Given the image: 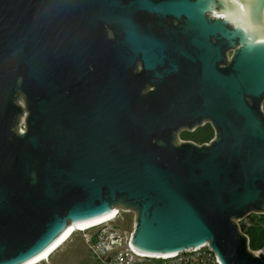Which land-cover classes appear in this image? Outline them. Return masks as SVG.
I'll return each mask as SVG.
<instances>
[{
	"label": "water",
	"instance_id": "obj_1",
	"mask_svg": "<svg viewBox=\"0 0 264 264\" xmlns=\"http://www.w3.org/2000/svg\"><path fill=\"white\" fill-rule=\"evenodd\" d=\"M146 83L158 93L142 95ZM11 88L17 110L6 100L0 110V264L33 263L118 206L136 211L139 254L208 244L220 264H264L232 220L264 210V118L251 103L264 97V0H0L2 101ZM208 120L210 144L178 138Z\"/></svg>",
	"mask_w": 264,
	"mask_h": 264
},
{
	"label": "built area",
	"instance_id": "obj_2",
	"mask_svg": "<svg viewBox=\"0 0 264 264\" xmlns=\"http://www.w3.org/2000/svg\"><path fill=\"white\" fill-rule=\"evenodd\" d=\"M231 57L232 56L230 55V53H227V60H230ZM20 106L21 109H27V110H26V114L18 124L17 132L20 134H24L28 130V120L30 116V111L26 96L21 91H20ZM262 110L264 111V102H262ZM208 124H211L213 126L211 122L205 121L201 125L197 124L193 130L190 129L188 130L196 131L199 127L206 126ZM185 129L187 128H183L178 131V138L180 140H182L179 137L180 132ZM215 136H212L211 139L205 141L204 143L210 144V141L213 138H215ZM182 141H187V140H182ZM202 144L203 143H196V145L199 146H202ZM119 211L116 213V216L111 220H114L119 215ZM247 217L248 216H246L245 218H241L239 220L233 217L232 220L237 222L240 231L248 236L249 249L254 253H256L257 256H259V253L264 251V247L259 249H254L251 246L250 235L248 234L247 231H245L241 227L242 221H244V223L246 224L249 222L246 219ZM111 220H108L106 222L88 228V229L95 228V232L88 239L90 243L89 249L98 258V260L103 261L105 264H139V263L141 264L143 263V261L141 260V258L143 257H146L149 260L156 258L159 260L158 264H220L214 251L209 249L208 244L194 250L182 249L178 254H174L171 256L160 257V256H148L146 254L143 255L139 254L135 252L129 245V241L134 230L127 233L124 231L121 232L115 227H109L107 223L110 222ZM88 229L76 230V231L86 232V230ZM152 264L154 263L152 262Z\"/></svg>",
	"mask_w": 264,
	"mask_h": 264
},
{
	"label": "rangeland",
	"instance_id": "obj_3",
	"mask_svg": "<svg viewBox=\"0 0 264 264\" xmlns=\"http://www.w3.org/2000/svg\"><path fill=\"white\" fill-rule=\"evenodd\" d=\"M206 14L212 15L210 11ZM214 15L211 16V19ZM234 49L230 51V55H233ZM216 132L211 124L199 127L196 131H190L188 129L182 130L179 137L182 140L194 141L196 143H204L212 136H215ZM119 215L110 222L107 223L109 227H115L119 231L129 233L134 230L136 211L133 209H122ZM259 227L264 229V221L258 222ZM95 232V228H91L83 231H76L60 248L50 256L48 260H43L37 264H102L101 260H97L94 257L93 252L89 249V237ZM143 263L141 264H158L159 260L153 258L149 260L146 257L141 258ZM140 264V263H139Z\"/></svg>",
	"mask_w": 264,
	"mask_h": 264
},
{
	"label": "trees",
	"instance_id": "obj_4",
	"mask_svg": "<svg viewBox=\"0 0 264 264\" xmlns=\"http://www.w3.org/2000/svg\"><path fill=\"white\" fill-rule=\"evenodd\" d=\"M229 26L232 27L231 24ZM238 45H239V40H237L235 42V44L232 45V46H229V45L226 46L225 45V47H226L225 49H226V51L227 50L231 51L233 49L236 50L237 49L236 46H238ZM158 91H159V87H158V89L156 91L151 92L150 95L154 96V95H156L158 93ZM10 102L14 103L13 101H10ZM262 102H264V97H261V98L255 100V101H253V100L251 101V103L255 105V107L259 110V112L261 113V115L264 118V114L262 113V111L260 109ZM14 107L17 110V106L15 105V103H14ZM169 146H171V145H169ZM172 147L175 148L174 145H172ZM263 214H264V210L263 209H259L258 207H249L246 211L241 212L237 216V218H245L246 216H248L246 219L249 222L246 224V223H244V221H242L241 222V227H242V229L247 231L248 234L250 235V237H251V246L254 249H259V248L264 247V229H261V226L259 227L258 222H261V220L257 217V216L263 215ZM236 228H237V226H236ZM238 239L243 241L245 252H247L248 254L253 256V254L247 248V240L240 234L238 236Z\"/></svg>",
	"mask_w": 264,
	"mask_h": 264
},
{
	"label": "flooded vegetation",
	"instance_id": "obj_5",
	"mask_svg": "<svg viewBox=\"0 0 264 264\" xmlns=\"http://www.w3.org/2000/svg\"><path fill=\"white\" fill-rule=\"evenodd\" d=\"M155 1H160V0H155ZM210 12L212 13V14H214V11L213 10H210ZM215 16V15H214ZM168 22L169 23H172L174 26H177L179 23H180V20H177V19H174V18H168ZM108 35L111 37V38H114L115 36H114V33H113V31H111V30H109V28H108ZM236 51V50H235ZM227 53H230V51H225V61H224V64H222V65H220V67H227L228 65H230V63H231V61L233 60V58H234V56L233 55H231L232 56V59H231V61L230 62H228L227 61ZM143 68H144V65H143V62H142V60H138L137 62H136V66H135V68H134V70H135V73L136 74H140L142 71H143ZM14 87V86H13ZM12 89L13 88H11V89H6L5 91H4V99H3V101L0 99V110L1 109H3L4 108V106H3V103L5 102V100L6 101H13L14 102V97L12 96L13 95V92H12ZM158 89V87H157V85L156 84H154V85H149L148 83H146L145 84V86H144V89H143V91H142V95L144 94V93H150V92H154V91H156ZM1 112V111H0ZM16 117H17V115L13 118V123L10 125V131H11V133H12V138L11 139H14L15 137H18V135L16 134V132H15V130H14V123L16 122ZM209 121V120H208ZM209 122H211V121H209ZM212 124H213V122H211ZM214 125V124H213ZM215 126V125H214ZM6 167H7V169L6 170H8V169H10L11 168V166L9 165V164H6ZM119 213H120V211H119Z\"/></svg>",
	"mask_w": 264,
	"mask_h": 264
},
{
	"label": "bare ground",
	"instance_id": "obj_6",
	"mask_svg": "<svg viewBox=\"0 0 264 264\" xmlns=\"http://www.w3.org/2000/svg\"><path fill=\"white\" fill-rule=\"evenodd\" d=\"M207 12V11H206ZM119 210L116 209L115 213L113 215H111L110 217L108 218H105L97 223H94L92 225H89V226H86V227H73L70 232L64 237V239H62L54 248H52L48 253H46L45 255H43L41 258H39L38 260H36L35 262L33 263H30V264H37L39 262H42L43 260H48L50 258V256L52 255V253H54L58 248H60V246H62L73 234L76 230H83V229H88L92 226H95V225H98L100 223H103L105 221H108L110 219H113L115 216H116V213L118 212Z\"/></svg>",
	"mask_w": 264,
	"mask_h": 264
},
{
	"label": "crops",
	"instance_id": "obj_7",
	"mask_svg": "<svg viewBox=\"0 0 264 264\" xmlns=\"http://www.w3.org/2000/svg\"><path fill=\"white\" fill-rule=\"evenodd\" d=\"M257 217H258L260 220H263V221H264V214H263V215H259V216H257ZM58 249H59V248H58ZM58 249H57V250H58ZM57 250H56V251H57ZM56 251H55V252H56ZM53 254H54V253H52V255H53ZM94 257L98 260V258H97L95 255H94ZM101 262H102V264H105L103 261H101Z\"/></svg>",
	"mask_w": 264,
	"mask_h": 264
}]
</instances>
